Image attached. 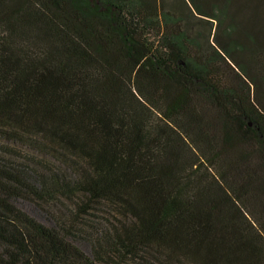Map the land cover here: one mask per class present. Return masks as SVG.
Instances as JSON below:
<instances>
[{
  "label": "trees",
  "instance_id": "obj_1",
  "mask_svg": "<svg viewBox=\"0 0 264 264\" xmlns=\"http://www.w3.org/2000/svg\"><path fill=\"white\" fill-rule=\"evenodd\" d=\"M0 134L75 164L0 158V264H264V0H0Z\"/></svg>",
  "mask_w": 264,
  "mask_h": 264
},
{
  "label": "rangeland",
  "instance_id": "obj_2",
  "mask_svg": "<svg viewBox=\"0 0 264 264\" xmlns=\"http://www.w3.org/2000/svg\"><path fill=\"white\" fill-rule=\"evenodd\" d=\"M0 158L11 161L17 164H23L29 168L35 167L42 169H57L62 168L68 171H73L74 161L60 153L54 148L46 146L41 139L35 137H29L24 135L16 136L14 140L7 141L5 137L0 134ZM47 167V168H46ZM85 198L76 195L69 196L66 198H58L50 205L36 204L31 201L17 200L15 201L17 206L40 220L41 222L52 225L55 221L57 222L60 218H69L73 215V209L75 203H84ZM108 203H92L90 210H87L86 216L84 217L88 223L90 222H117L118 214L112 212ZM82 217V216H81ZM83 218V217H82ZM81 232L83 231L80 230ZM72 240L75 244L80 247L85 253H90V240L82 234L73 235ZM123 264H145L139 259L134 257L128 258ZM147 264H157L155 262H148Z\"/></svg>",
  "mask_w": 264,
  "mask_h": 264
}]
</instances>
